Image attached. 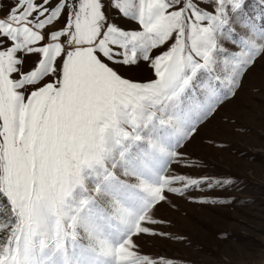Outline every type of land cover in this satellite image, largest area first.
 Listing matches in <instances>:
<instances>
[{
    "label": "snow or ice",
    "instance_id": "obj_1",
    "mask_svg": "<svg viewBox=\"0 0 264 264\" xmlns=\"http://www.w3.org/2000/svg\"><path fill=\"white\" fill-rule=\"evenodd\" d=\"M258 7L0 0V264H174L135 240L166 235V193L221 183L172 164L264 55Z\"/></svg>",
    "mask_w": 264,
    "mask_h": 264
},
{
    "label": "rangeland",
    "instance_id": "obj_2",
    "mask_svg": "<svg viewBox=\"0 0 264 264\" xmlns=\"http://www.w3.org/2000/svg\"><path fill=\"white\" fill-rule=\"evenodd\" d=\"M248 11H259L258 0H248ZM119 71L134 80L154 78L143 64ZM178 151L182 163L173 169L221 183L166 193L168 202L155 210L163 221L155 228L166 235L136 239L141 254L174 264H264V55Z\"/></svg>",
    "mask_w": 264,
    "mask_h": 264
}]
</instances>
